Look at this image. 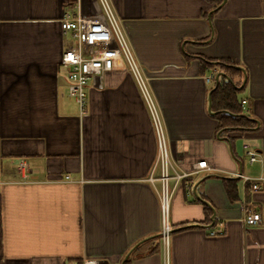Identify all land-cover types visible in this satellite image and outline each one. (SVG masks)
<instances>
[{
	"label": "crops",
	"instance_id": "0c3cea01",
	"mask_svg": "<svg viewBox=\"0 0 264 264\" xmlns=\"http://www.w3.org/2000/svg\"><path fill=\"white\" fill-rule=\"evenodd\" d=\"M110 2L173 167L189 172L171 199L167 252L159 182L149 180L159 175L156 136L133 76L118 66L102 87L89 82L85 114L67 94L60 57L74 40L59 23L66 12L99 16L97 0H0V264H264V0ZM206 61L239 70L244 129L217 128L208 92L219 69ZM20 160L36 178L24 177ZM201 160L207 168L194 172ZM238 172L263 177L261 189ZM249 207L260 224L244 223Z\"/></svg>",
	"mask_w": 264,
	"mask_h": 264
},
{
	"label": "built area",
	"instance_id": "2783aa9c",
	"mask_svg": "<svg viewBox=\"0 0 264 264\" xmlns=\"http://www.w3.org/2000/svg\"><path fill=\"white\" fill-rule=\"evenodd\" d=\"M101 14L99 16H84L77 12L75 15L66 12L60 20V28L63 32H69L74 44L64 49L60 57V63L66 66L67 94L73 98L78 106L79 113H86L87 93L86 88L89 81H95L97 87H102V76L118 66H123L133 76L141 97L148 109L151 117L153 129L156 136L157 158L155 167L159 168V175L156 177L154 170L149 176L150 181L158 180L157 189L160 211V240L163 250L167 252L169 246V236L172 230L169 213L171 199L178 182L189 175L186 171L174 169L164 126L160 118L155 101L149 91L147 77L141 70L139 63L129 44L123 26L115 13L110 0H97ZM213 78L211 72L206 80ZM243 112L247 111V102L241 100ZM249 162L257 160V151L247 144L243 145ZM18 168L24 171V177L36 178L37 170H29L27 163L20 160ZM207 168L206 161L201 160L195 164V170ZM243 182L249 183L251 191L260 190L263 177L250 178L238 172L235 174ZM65 180L72 181L66 175ZM171 181L173 183L171 184ZM3 181L0 178V185ZM243 221L247 226L261 223V214L253 208H247ZM221 233V229H214L210 234Z\"/></svg>",
	"mask_w": 264,
	"mask_h": 264
},
{
	"label": "trees",
	"instance_id": "16d2710c",
	"mask_svg": "<svg viewBox=\"0 0 264 264\" xmlns=\"http://www.w3.org/2000/svg\"><path fill=\"white\" fill-rule=\"evenodd\" d=\"M217 7L221 0H214ZM208 66H213L222 71L224 75L218 77L216 87L211 91V111L213 116L218 121V129H244L251 121L243 114L241 100L239 98L238 86L241 84V79L235 81L232 77L233 73H240L233 64L226 61H206ZM215 85V84H214ZM213 88V87H212ZM225 187L228 195L235 197L234 183L231 180L225 181ZM127 258L123 264H128Z\"/></svg>",
	"mask_w": 264,
	"mask_h": 264
},
{
	"label": "water",
	"instance_id": "95a60500",
	"mask_svg": "<svg viewBox=\"0 0 264 264\" xmlns=\"http://www.w3.org/2000/svg\"><path fill=\"white\" fill-rule=\"evenodd\" d=\"M239 69L243 70L242 68H239ZM220 75H224V73H223L222 71H218V72L215 74V76H214L215 85H214L213 88L208 92V110H209L210 113H214L213 111H211V108H210V106H211V97H210V94H211V91L216 87L217 82H218V77H219ZM244 79H245V78H244ZM243 82H244V80H243ZM243 82H242V83H243ZM214 217H215V214L213 213L212 216H211V222H212L211 224H213ZM171 231H172V230H171ZM126 257H127V256H126ZM126 257H125V258H126Z\"/></svg>",
	"mask_w": 264,
	"mask_h": 264
},
{
	"label": "rangeland",
	"instance_id": "374dc122",
	"mask_svg": "<svg viewBox=\"0 0 264 264\" xmlns=\"http://www.w3.org/2000/svg\"><path fill=\"white\" fill-rule=\"evenodd\" d=\"M89 82H91V80Z\"/></svg>",
	"mask_w": 264,
	"mask_h": 264
}]
</instances>
